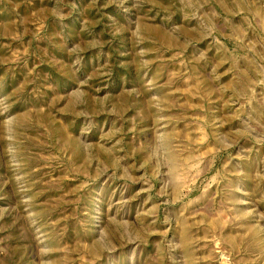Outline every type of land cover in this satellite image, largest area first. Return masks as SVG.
Instances as JSON below:
<instances>
[{
	"label": "rangeland",
	"instance_id": "1",
	"mask_svg": "<svg viewBox=\"0 0 264 264\" xmlns=\"http://www.w3.org/2000/svg\"><path fill=\"white\" fill-rule=\"evenodd\" d=\"M0 264H264V0H0Z\"/></svg>",
	"mask_w": 264,
	"mask_h": 264
}]
</instances>
